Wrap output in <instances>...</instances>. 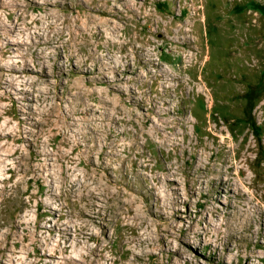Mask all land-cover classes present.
I'll return each mask as SVG.
<instances>
[{"label": "rangeland", "instance_id": "obj_1", "mask_svg": "<svg viewBox=\"0 0 264 264\" xmlns=\"http://www.w3.org/2000/svg\"><path fill=\"white\" fill-rule=\"evenodd\" d=\"M0 264H264V0H0Z\"/></svg>", "mask_w": 264, "mask_h": 264}]
</instances>
